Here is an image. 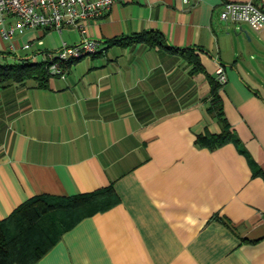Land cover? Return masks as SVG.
I'll list each match as a JSON object with an SVG mask.
<instances>
[{
  "label": "crops",
  "instance_id": "obj_1",
  "mask_svg": "<svg viewBox=\"0 0 264 264\" xmlns=\"http://www.w3.org/2000/svg\"><path fill=\"white\" fill-rule=\"evenodd\" d=\"M227 1L250 0L115 3L89 24L103 52L45 85L0 86V221L37 195L113 186L119 197L30 264H264V27L223 20ZM147 30L193 47L202 70L130 38ZM36 39L43 45L21 47ZM79 39L28 29L13 50L0 31V63L42 61ZM220 65L233 138L209 148L197 137L222 131L210 110Z\"/></svg>",
  "mask_w": 264,
  "mask_h": 264
},
{
  "label": "trees",
  "instance_id": "obj_2",
  "mask_svg": "<svg viewBox=\"0 0 264 264\" xmlns=\"http://www.w3.org/2000/svg\"><path fill=\"white\" fill-rule=\"evenodd\" d=\"M153 47H161L170 53L187 58L191 71L202 70L199 56L193 47H177L169 43L166 36L154 30H147L130 37ZM122 38H114L116 43ZM71 65V64H70ZM51 77L43 61L29 58L14 63H0V86L12 82L35 79L45 85ZM218 81L212 91L211 112L219 118L222 131L216 134L198 135L197 141L203 146L214 148L229 142L233 132L224 117ZM64 202V203H62ZM119 202L113 186L87 194L70 197L37 195L20 205L8 218L0 221V264H30L42 258L61 238L63 232L75 226L80 219L98 211L111 208ZM45 215L57 216L55 233L43 223Z\"/></svg>",
  "mask_w": 264,
  "mask_h": 264
},
{
  "label": "built area",
  "instance_id": "obj_3",
  "mask_svg": "<svg viewBox=\"0 0 264 264\" xmlns=\"http://www.w3.org/2000/svg\"><path fill=\"white\" fill-rule=\"evenodd\" d=\"M125 0H0V31L5 40L11 41V48L18 47L17 35L28 29L44 28L56 32L75 29L80 34L76 43H62L56 51L45 50L41 54L51 76L65 77L69 66L84 57L103 52L100 42L90 36L89 24L92 20L103 19L113 5ZM198 0H184L189 4ZM9 17L15 21L6 25ZM221 18L233 23H249L254 27H264V0L227 1ZM42 39L22 42L21 47L32 49L43 45ZM217 79L224 85L228 76L225 67L217 69Z\"/></svg>",
  "mask_w": 264,
  "mask_h": 264
},
{
  "label": "rangeland",
  "instance_id": "obj_4",
  "mask_svg": "<svg viewBox=\"0 0 264 264\" xmlns=\"http://www.w3.org/2000/svg\"><path fill=\"white\" fill-rule=\"evenodd\" d=\"M50 49H55L54 47H49ZM64 203V202H62ZM57 216H49L45 215L43 217V223L47 228H53L54 231H51L52 233H55V227L58 224L57 223Z\"/></svg>",
  "mask_w": 264,
  "mask_h": 264
}]
</instances>
